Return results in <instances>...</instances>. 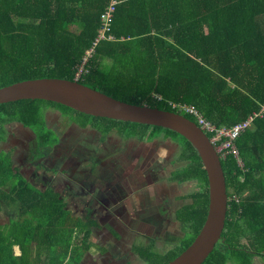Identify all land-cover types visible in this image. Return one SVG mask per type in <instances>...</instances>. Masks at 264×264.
Masks as SVG:
<instances>
[{
	"label": "trees",
	"instance_id": "trees-1",
	"mask_svg": "<svg viewBox=\"0 0 264 264\" xmlns=\"http://www.w3.org/2000/svg\"><path fill=\"white\" fill-rule=\"evenodd\" d=\"M112 3L115 41L97 43ZM44 78L78 81L117 100L197 123L183 109L192 107L216 126L233 127L264 107V0H0V88ZM50 110L97 130L101 142L114 132L126 140L178 146L170 180L193 186L184 197L188 202L175 211L184 240L164 254L152 244L135 250L145 264H167L197 240L208 214L209 182L188 141L170 129L21 100L0 105V147L6 124L16 122L37 137L32 160L44 158L62 142L49 127ZM237 148L239 159H221L228 218L204 264L264 262V117L243 132ZM65 201L52 189L31 185L0 151V210L3 204L18 209L16 217L0 221V264H79L96 223L72 216Z\"/></svg>",
	"mask_w": 264,
	"mask_h": 264
},
{
	"label": "rangeland",
	"instance_id": "rangeland-1",
	"mask_svg": "<svg viewBox=\"0 0 264 264\" xmlns=\"http://www.w3.org/2000/svg\"><path fill=\"white\" fill-rule=\"evenodd\" d=\"M48 118L62 142L33 166L38 145L31 131L14 123L12 142L5 148L25 178L35 177L41 191L54 188L72 216L95 221L90 250L79 264H145L136 247L152 244L154 252L164 254L184 240L175 211L188 202L184 197L193 186L170 180L178 146L144 144L114 132L101 143L99 132L78 127L57 110ZM17 212L3 204L0 221Z\"/></svg>",
	"mask_w": 264,
	"mask_h": 264
},
{
	"label": "water",
	"instance_id": "water-1",
	"mask_svg": "<svg viewBox=\"0 0 264 264\" xmlns=\"http://www.w3.org/2000/svg\"><path fill=\"white\" fill-rule=\"evenodd\" d=\"M21 100H44L94 117L170 129L188 141L204 164L209 182V209L197 240L167 264L205 263L222 239L230 198L221 159L196 122L178 113L123 102L67 79H33L0 88V105Z\"/></svg>",
	"mask_w": 264,
	"mask_h": 264
},
{
	"label": "built area",
	"instance_id": "built-area-1",
	"mask_svg": "<svg viewBox=\"0 0 264 264\" xmlns=\"http://www.w3.org/2000/svg\"><path fill=\"white\" fill-rule=\"evenodd\" d=\"M115 7L114 3L110 5V7L105 11L102 16L103 25L101 30L99 31L97 43L104 40L114 41V37L110 34L112 23H113V15H114ZM91 53H88L90 56ZM87 61V59H85ZM84 72L83 66L79 69L77 73V80L81 77ZM183 109L197 118L198 126L206 132V135L209 138L210 143L216 150L220 159H226L228 156H235L236 159H239L240 154L237 148V141L242 136L243 132H245L248 128L252 126L254 121L258 117H264V107L255 115L251 116L247 121L239 123L233 127L227 126H216L212 122L205 120L203 116L199 114L197 110L192 107H183Z\"/></svg>",
	"mask_w": 264,
	"mask_h": 264
},
{
	"label": "flooded vegetation",
	"instance_id": "flooded-vegetation-1",
	"mask_svg": "<svg viewBox=\"0 0 264 264\" xmlns=\"http://www.w3.org/2000/svg\"><path fill=\"white\" fill-rule=\"evenodd\" d=\"M51 111V110H50ZM49 111V112H50ZM58 111V110H57ZM49 112H48V116H49ZM60 112V111H59ZM62 115H63V113L62 112H60ZM65 118H68V120L69 121H71L73 124H75V125H77L75 122H73L72 120H70L69 119V116H65V115H63ZM49 119V118H48ZM14 123H16V122H14ZM14 123H8V124H6V127H5V129H6V135H5V138H6V140H5V142H2V144H1V147H0V151H4L6 154H8V159H9V161H12L11 159V154H12V151L10 150V151H8V150H6V148H5V146L6 145H10L11 144V142H12V130H11V128H12V125L14 124ZM16 124H18V125H20V129L19 130H29L28 128H26V127H24L22 124H20V123H16ZM49 124V123H48ZM78 126V125H77ZM78 127H80V126H78ZM87 128H90V127H87ZM83 129H85V128H83ZM90 129H92V128H90ZM94 130V129H93ZM30 131V130H29ZM95 131H97V130H95ZM32 132V131H31ZM57 132V131H56ZM98 132V131H97ZM32 134H33V132H32ZM100 135V134H99ZM110 136V135H109ZM36 137V136H35ZM36 139H37V137H36ZM107 140V139H106ZM105 140V141H106ZM131 140H133V139H131ZM104 141V142H105ZM159 141H161V140H159ZM100 142H101V140H100ZM104 142H101V143H104ZM156 142H158V141H154L153 143H156ZM141 143V142H140ZM164 143H166V142H164ZM144 144H147V143H144ZM150 144H152V143H150ZM37 145H38V142H37ZM39 147V146H38ZM59 147V146H58ZM58 147H56V148H58ZM56 148H53V149H56ZM52 149V150H53ZM45 157V156H44ZM40 159H43V157H41ZM32 160V159H31ZM33 163H35V161H33V162H31L30 163V165L31 166H33ZM23 165H24V163L23 162H21V167H23ZM18 168H20L19 166H17ZM20 173L23 175V173L20 171ZM23 177H24V175H23ZM25 178V177H24ZM31 180H29L28 178H25V180H27L31 185H33V186H36V187H38L37 185H35V177H32V178H30ZM39 188V187H38ZM49 189H52L54 192H55V190H54V188H49ZM47 191V190H46ZM56 193V192H55ZM140 209V208H139Z\"/></svg>",
	"mask_w": 264,
	"mask_h": 264
},
{
	"label": "crops",
	"instance_id": "crops-1",
	"mask_svg": "<svg viewBox=\"0 0 264 264\" xmlns=\"http://www.w3.org/2000/svg\"><path fill=\"white\" fill-rule=\"evenodd\" d=\"M113 24V23H112ZM110 34L112 35V33L110 32ZM113 36V35H112ZM114 37V36H113ZM104 41H108V42H114L115 41V39H114V41H109V40H104ZM101 42V41H100Z\"/></svg>",
	"mask_w": 264,
	"mask_h": 264
}]
</instances>
